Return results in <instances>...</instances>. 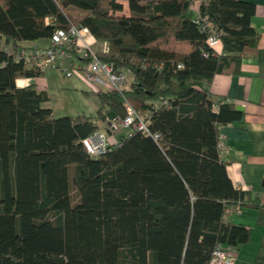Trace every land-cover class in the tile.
<instances>
[{
  "label": "trees",
  "instance_id": "trees-1",
  "mask_svg": "<svg viewBox=\"0 0 264 264\" xmlns=\"http://www.w3.org/2000/svg\"><path fill=\"white\" fill-rule=\"evenodd\" d=\"M191 1L126 0L125 16L115 14L118 0H0V36L13 50L75 21L131 79L95 93L93 115L55 118L46 89L15 85L38 72L0 54V264H208L215 244L247 240L245 225L224 220L229 206L248 205L249 192L227 177L216 130L243 113L203 85L254 54V5L199 0L197 15L221 46L215 54ZM124 101L157 139L119 135L115 148L88 155L80 140L109 116L122 119Z\"/></svg>",
  "mask_w": 264,
  "mask_h": 264
},
{
  "label": "crops",
  "instance_id": "crops-1",
  "mask_svg": "<svg viewBox=\"0 0 264 264\" xmlns=\"http://www.w3.org/2000/svg\"><path fill=\"white\" fill-rule=\"evenodd\" d=\"M118 1L122 9L115 14L127 16L129 11L126 0ZM243 1L254 5L249 23L258 34L256 50L253 55H241L236 72L216 73L203 86L211 95L223 97L235 107H241L242 121L216 126L217 132L224 137L219 158L225 164L226 175L234 188L249 192L248 205L229 206L224 220L243 224L248 229L247 240L237 246L234 264H264V0ZM198 5L199 0L189 4L191 19L197 16ZM17 44L19 48L31 44L44 47L48 45V38L19 41ZM214 50L221 53L220 43ZM78 64L82 65V61L79 60ZM126 75L129 76V73ZM22 79L18 87L33 83L48 91L47 105L55 118L93 115V110L97 108H93L87 101L89 93L95 97L96 94L79 73L66 78L56 69L45 68L37 76ZM130 81L129 76L125 85ZM121 134V130L115 134L107 132L113 139ZM253 197H256L257 205L251 203Z\"/></svg>",
  "mask_w": 264,
  "mask_h": 264
},
{
  "label": "built area",
  "instance_id": "built-area-1",
  "mask_svg": "<svg viewBox=\"0 0 264 264\" xmlns=\"http://www.w3.org/2000/svg\"><path fill=\"white\" fill-rule=\"evenodd\" d=\"M46 21L51 22L52 19L47 18ZM192 21L198 25L199 31L205 34L207 47L216 54L214 47L219 43V40L214 28L198 15L192 18ZM108 53L106 42L95 40L84 25L75 21L70 22L67 29L53 30L48 37V45L44 47L31 44L13 50L0 36V54L10 55L15 62L21 61L25 66L32 67L38 74L45 68L56 69L66 78L79 73L95 93L107 90L119 91L126 80L124 69H115L111 62L102 59ZM202 55L206 56L207 51H202ZM79 60L82 61V65L78 64ZM177 67L179 66L177 65ZM22 81V78H16L14 82L18 87L21 86ZM124 104L126 114L122 119L117 121L109 118L105 130L96 129L80 140L88 155L96 157L118 145V138L113 139L107 135V131L117 125L120 126L123 137L140 132L150 136L153 140L157 139V133L151 132L148 128V117L137 115L126 101ZM162 104L166 105V101L163 100ZM223 138L221 133L217 134L218 155L222 152ZM236 250L237 247L234 245L217 243L210 253L208 264H234Z\"/></svg>",
  "mask_w": 264,
  "mask_h": 264
},
{
  "label": "rangeland",
  "instance_id": "rangeland-1",
  "mask_svg": "<svg viewBox=\"0 0 264 264\" xmlns=\"http://www.w3.org/2000/svg\"><path fill=\"white\" fill-rule=\"evenodd\" d=\"M72 20H75V19H73L72 18ZM125 70V69H124ZM126 71V74H128V71L127 70H125ZM127 79H129V76L128 75H126V80ZM87 101L89 102V104L93 107V108H96L97 107V105H98V102H97V100H96V97H95V95H93V94H91V93H89L88 95H87ZM95 113V110H93V112H92V114H94ZM106 122H107V119H105L104 120V123L103 124H101V127H100V129L101 130H105L106 128ZM71 196L73 197V199L75 200V192L73 191V190H71Z\"/></svg>",
  "mask_w": 264,
  "mask_h": 264
},
{
  "label": "water",
  "instance_id": "water-1",
  "mask_svg": "<svg viewBox=\"0 0 264 264\" xmlns=\"http://www.w3.org/2000/svg\"><path fill=\"white\" fill-rule=\"evenodd\" d=\"M236 110H241V107L240 106H236L235 107ZM110 114V113H109ZM111 118V116H109Z\"/></svg>",
  "mask_w": 264,
  "mask_h": 264
}]
</instances>
